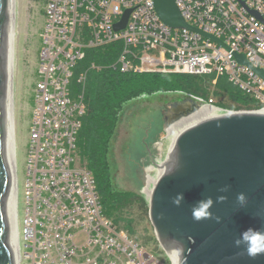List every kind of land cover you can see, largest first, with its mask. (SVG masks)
<instances>
[{
	"label": "built area",
	"instance_id": "2783aa9c",
	"mask_svg": "<svg viewBox=\"0 0 264 264\" xmlns=\"http://www.w3.org/2000/svg\"><path fill=\"white\" fill-rule=\"evenodd\" d=\"M175 1L201 32L166 25L154 0H47L23 182L16 190L19 226L25 211L20 264H175L169 255L146 251L102 213L95 178L78 163L85 104L71 87L86 48L123 41L122 72L206 74L214 83L224 75L254 101L253 110H264V78L236 58L243 54L264 70V0ZM127 11L125 27L116 30ZM78 78L84 83L86 75Z\"/></svg>",
	"mask_w": 264,
	"mask_h": 264
},
{
	"label": "water",
	"instance_id": "95a60500",
	"mask_svg": "<svg viewBox=\"0 0 264 264\" xmlns=\"http://www.w3.org/2000/svg\"><path fill=\"white\" fill-rule=\"evenodd\" d=\"M154 6L169 27L201 32L187 23L175 0H154ZM129 13L116 30L125 27ZM18 17L19 0H0V264L19 260L12 163ZM236 58L264 78V70L253 68L243 54ZM189 103L172 106L173 123L201 107ZM181 192L184 200L177 206L173 198ZM240 193L246 196L244 206L237 201ZM209 197L212 218L194 220L193 207ZM149 204L156 239L172 259L175 253V264H264V254L250 257L245 245L235 244L248 228L264 231V110L229 111L184 130Z\"/></svg>",
	"mask_w": 264,
	"mask_h": 264
},
{
	"label": "rangeland",
	"instance_id": "374dc122",
	"mask_svg": "<svg viewBox=\"0 0 264 264\" xmlns=\"http://www.w3.org/2000/svg\"><path fill=\"white\" fill-rule=\"evenodd\" d=\"M46 2L47 0H19L13 111L15 151L13 182H15V186L18 183V176L20 184L23 182L22 171L25 169L26 143L30 135L29 125L33 112V93L37 82L40 52L43 47V34L46 32L48 24ZM155 70H159V67ZM214 84L212 81L208 88L210 94L208 99L195 97L177 90L143 95L129 102L124 109L112 140V151L109 160L113 171L112 182L115 189L120 192H134L144 200V202H134L124 209L121 224L123 226L131 224L133 228L132 238L140 246H143L146 251L161 255V257L163 254L167 256V253L158 241L156 243L152 240L156 237V234L149 216V200L151 199L153 185L162 174L160 166L165 165L173 138L177 136L172 137L171 133L169 134L168 128L176 120L171 119L169 112L174 104L190 101L189 105L197 104L218 115L226 113L225 110L215 108V104L209 105L210 100L215 103L218 100L230 103L226 95L216 93ZM195 124L194 122L189 123L184 128L186 130ZM78 163L81 168H87L86 163L81 158H79ZM20 184L19 186H21ZM19 196L22 209V186ZM23 216L25 217V211L21 210V225L18 226L20 232L24 228L23 219L25 218ZM109 219L114 222L111 218ZM21 235L23 236V234ZM83 239L84 237H78L77 241Z\"/></svg>",
	"mask_w": 264,
	"mask_h": 264
},
{
	"label": "trees",
	"instance_id": "16d2710c",
	"mask_svg": "<svg viewBox=\"0 0 264 264\" xmlns=\"http://www.w3.org/2000/svg\"><path fill=\"white\" fill-rule=\"evenodd\" d=\"M123 50V41L86 48L84 58L74 68L71 87L74 95L83 93L85 104V114L77 134V154L95 178L102 213L120 229L133 235L131 224H121L123 211L134 202L144 200L134 192L115 189L109 160L112 140L126 105L143 95L177 90L208 99V88L214 75L135 70L122 72L117 60ZM80 73L86 75L84 83L78 81ZM214 86L217 94L226 95L230 101L218 100L216 106L232 111L253 110L256 107L254 101L228 82L226 76L218 77ZM152 240L157 243L156 237Z\"/></svg>",
	"mask_w": 264,
	"mask_h": 264
},
{
	"label": "clouds",
	"instance_id": "9594fccd",
	"mask_svg": "<svg viewBox=\"0 0 264 264\" xmlns=\"http://www.w3.org/2000/svg\"><path fill=\"white\" fill-rule=\"evenodd\" d=\"M175 171V167L170 170L171 172ZM221 201L225 199L224 197L219 198ZM184 200V194L178 193L173 198V203L179 206ZM237 201L244 206L247 203L246 196L244 193H240L237 196ZM214 201L211 197L200 200L196 203V205L192 209V217L196 221L211 219L212 212L211 208ZM219 220V218H217ZM237 247L240 245L246 246L247 254L250 257H256L259 254H264V231L256 228H248L240 234V237L235 241Z\"/></svg>",
	"mask_w": 264,
	"mask_h": 264
},
{
	"label": "bare ground",
	"instance_id": "6f19581e",
	"mask_svg": "<svg viewBox=\"0 0 264 264\" xmlns=\"http://www.w3.org/2000/svg\"><path fill=\"white\" fill-rule=\"evenodd\" d=\"M214 116H218V114L215 113V112H210L205 107H200L199 109H197L195 112H193L189 116L184 117L181 120H179L178 122L173 123L172 125H170V127L168 128L169 129V134L171 133L172 137L177 135L176 137L173 138L171 149L175 145V141L177 140L178 136L185 130V128H184L185 126H187L189 123H192V122L197 123V122H199V121H201V120H203L205 118L214 117ZM176 129H178V130H176ZM14 162H15V151H14V136H13V150H12V163H13V166H15ZM160 169H161L162 173H164L165 170H166V163H165V165L160 166ZM158 170H159V168H158ZM22 173H23V171H22ZM17 182L20 183L19 176H18ZM18 183L15 186V182H13V185H14L13 186V204H14L15 218H16V214H18L17 213V202H16V200H17L16 190H17ZM16 225H17V234H18L17 236H18L19 258L22 260V258L20 257L21 256L20 243L22 241L21 240L22 235H21V232L18 231L19 220H16ZM171 256L176 261L175 253L171 254ZM18 264H20L19 260H18Z\"/></svg>",
	"mask_w": 264,
	"mask_h": 264
}]
</instances>
